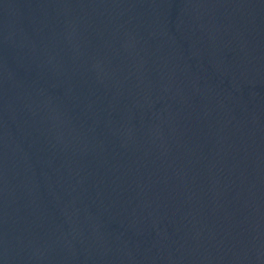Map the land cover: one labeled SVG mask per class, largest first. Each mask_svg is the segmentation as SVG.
<instances>
[{
	"label": "water",
	"instance_id": "1",
	"mask_svg": "<svg viewBox=\"0 0 264 264\" xmlns=\"http://www.w3.org/2000/svg\"><path fill=\"white\" fill-rule=\"evenodd\" d=\"M0 264H264V0H0Z\"/></svg>",
	"mask_w": 264,
	"mask_h": 264
}]
</instances>
